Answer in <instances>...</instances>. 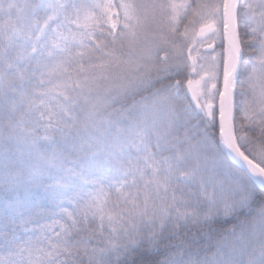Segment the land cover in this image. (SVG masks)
<instances>
[{"label":"snow or ice","instance_id":"snow-or-ice-1","mask_svg":"<svg viewBox=\"0 0 264 264\" xmlns=\"http://www.w3.org/2000/svg\"><path fill=\"white\" fill-rule=\"evenodd\" d=\"M0 264H264V0H0Z\"/></svg>","mask_w":264,"mask_h":264}]
</instances>
